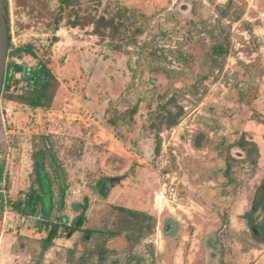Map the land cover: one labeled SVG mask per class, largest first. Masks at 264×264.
Returning <instances> with one entry per match:
<instances>
[{
  "label": "rangeland",
  "instance_id": "1",
  "mask_svg": "<svg viewBox=\"0 0 264 264\" xmlns=\"http://www.w3.org/2000/svg\"><path fill=\"white\" fill-rule=\"evenodd\" d=\"M57 8V0H9L8 54L15 56L8 61L34 68L32 56L16 55L32 47L53 61L59 88L50 111L33 112L2 94L3 107L12 106L15 116L0 113V160L8 165V201L15 203L34 172V136H51L65 190V209H54L53 217L66 221L30 217L8 205L0 221V253L12 252L20 236L48 239L55 226L58 235L44 264H73L70 252L79 259L103 243L91 231L113 229V209L124 207L155 216L158 225L134 249L124 236L108 241L107 264H219L224 251L237 248L221 230L228 226L230 234L237 202L243 200L247 213L264 225V0H84L78 15H62L56 30ZM118 23L124 27L115 30ZM220 43L230 50L216 68L212 53ZM179 50L187 64L174 55ZM139 100L127 122L126 112ZM163 107L173 115L183 110L176 126L162 119ZM242 137L260 140L250 158L257 166L245 162ZM165 140L176 146L166 152ZM168 175L177 176L183 198L177 213L161 203ZM54 193L58 206V186ZM171 220L178 223L180 244L169 262L164 225ZM250 225L247 243L264 241ZM208 233H220L219 261L211 262L207 253ZM31 245L29 250L38 246ZM13 255L21 264L32 261L31 253ZM239 263L254 264L248 258Z\"/></svg>",
  "mask_w": 264,
  "mask_h": 264
},
{
  "label": "trees",
  "instance_id": "2",
  "mask_svg": "<svg viewBox=\"0 0 264 264\" xmlns=\"http://www.w3.org/2000/svg\"><path fill=\"white\" fill-rule=\"evenodd\" d=\"M84 0H57L58 12L61 15L59 19L55 22L56 30L59 29L65 12L70 14H77V8L83 4ZM4 12L5 19L8 27V38H9V49L11 47V24L9 19V0H1ZM102 0H100V4ZM233 5L230 3L226 8L220 11L221 17L224 18L229 14V8ZM240 17V15H238ZM103 24L111 25L105 17L100 19ZM70 26H78L79 21H71ZM115 25V30H118L121 27H124L123 23L112 24ZM230 47H227L223 44H217L213 47V61L215 62V67H220L224 62L226 57L229 55ZM18 55H28L32 56L36 60V65L34 68H30V75L27 77L28 86L25 87L21 94L10 93V78L9 75L12 72V66L10 65L7 70L6 78L4 80V85L2 93H4L9 99H14L19 104H22L29 108L33 112H38L40 110L50 111L53 108L57 91L59 88V81L56 78L52 65L53 61L51 59H44L37 56V53L32 47H24L18 50ZM166 51H162V56H165ZM10 55L14 56V53ZM158 55V51L155 52V56ZM174 55L177 57L179 62H184L187 64L186 53L179 50L174 52ZM161 56V55H160ZM216 58H219V62L216 61ZM219 63V64H218ZM19 67H16V72L20 71ZM207 78V77H205ZM140 100L137 104L126 112V117H129L127 122L133 120V116L137 114ZM166 114L162 115V119L166 120V123L169 127L176 126L182 116L183 110L173 115L172 111L168 110L167 107H163ZM116 124V122H112ZM34 172L29 178L28 181V190L25 192L24 196L15 201V203L8 201L6 195L3 193L4 189H7L9 184L5 176V162L0 160V221L2 216L5 213L7 205H11L14 211L22 213L30 217H39L41 219L53 220L57 219L65 223V217H53L54 209L57 212H61L65 209V200H64V188L61 187L62 176L60 173V163L56 156L55 145L52 141V137L48 135H38L34 136ZM238 146L241 149H247L245 154V162L251 161L252 164L258 165V161L251 160L252 154L258 152L259 145L254 141H248L242 137L238 143ZM160 150V142L158 144L157 151ZM1 153V148H0ZM6 181V184L4 182ZM58 186L61 190V201H58V206L55 203V193L54 188ZM229 194V193H228ZM60 195V196H61ZM231 195V193H230ZM224 196H227L225 193ZM229 197L226 199L229 203ZM262 207H264V199ZM114 217L115 221L113 222V229H98L91 231V236L97 235L103 240V243L98 244L94 250L86 251L82 257L75 259V253L70 252V260L73 264H88L90 260L92 264H107L109 256L106 249V243L110 240L119 239L121 236H124L126 240L132 244V248L137 247L143 240L151 236L157 228L158 218L148 213H143L135 210H130L124 207H114ZM264 211V210H263ZM254 213V212H253ZM253 213H247L245 219L252 225L255 229L260 231L264 235V225L259 223L253 218ZM178 223L175 220L169 221L164 225V233L167 237L169 248L166 251V258L170 262L180 244V234L177 231L176 227ZM228 226H224L221 230L224 232L227 239H231L229 230L227 231ZM226 230V231H225ZM58 235V230L55 228L51 231V235L48 239L42 240H33L26 236H20L18 244L13 249V254H32V261L25 264H44V258L46 253L51 249L54 244V240ZM220 235V233H219ZM71 236V235H70ZM246 236V237H245ZM244 237L247 238L248 233ZM244 239L245 251H249L253 245L247 243ZM255 241L263 244L264 241L261 239L255 238ZM31 243L37 244V248L29 250ZM114 264H119V261H116Z\"/></svg>",
  "mask_w": 264,
  "mask_h": 264
},
{
  "label": "crops",
  "instance_id": "3",
  "mask_svg": "<svg viewBox=\"0 0 264 264\" xmlns=\"http://www.w3.org/2000/svg\"><path fill=\"white\" fill-rule=\"evenodd\" d=\"M256 128V127H255ZM257 144L260 145V140H255ZM226 199V198H225ZM263 198L260 202V208L264 209L262 207L263 204ZM223 203H228V201L224 200ZM242 208V209H241ZM236 210V211H235ZM247 214V211L245 209V202L243 200L237 202V204L232 208V212L230 213V235H231V241H234L237 245V248L234 249H227L223 252V255L220 258L219 264H240L239 259L248 258V260H253L254 264H264V246L261 243H258L255 241L254 245L251 247L249 251H245V244L242 238L246 235L247 229V220L245 219V215ZM217 233H208V237L206 239V247H207V253H209V257L211 258V262L213 260L219 261L218 251L220 250V245L218 243V237L219 234ZM246 237V236H245ZM248 237V236H247ZM222 247V246H221ZM222 250V249H221ZM20 257L13 255L11 251L4 250L0 253V264H21ZM247 260V259H245ZM235 262V263H232ZM249 262V261H248Z\"/></svg>",
  "mask_w": 264,
  "mask_h": 264
},
{
  "label": "built area",
  "instance_id": "4",
  "mask_svg": "<svg viewBox=\"0 0 264 264\" xmlns=\"http://www.w3.org/2000/svg\"><path fill=\"white\" fill-rule=\"evenodd\" d=\"M10 57L11 56L8 54L7 66H6V71H5V78H6L8 67L11 65L12 66V72L9 75V78H10L9 83H10V86H11L10 87V93L21 94L23 89L28 86L27 77L31 73L30 72V68L25 67L23 65V63L19 59H16V60L14 59V61L12 63H10V61H8ZM16 67H19L21 70L16 72ZM2 94H4V93H2ZM3 106L4 105L2 103V95H1V99H0V113L4 117L6 116L8 119H12L15 116V111L13 110L12 106H7V107H3ZM177 134H178L177 129L172 131V135H173V137H172L173 139L172 140H174V142L179 141V136H177ZM175 136H177V138H175ZM164 144H165L164 147H165L166 152H167L168 148L172 147V145L174 147L176 146V143L173 144L172 142H168V144H167L166 140H165ZM172 153L174 155L177 154L176 151H173ZM7 167H8V165H7V163H5V176H6V179H7L8 175H9ZM167 180H168V183L165 184V186L163 188V192L161 194V196H162L161 197V203H162L164 208H168V209L171 210V212L177 213V211H182L183 210L182 209L183 198L181 197L180 187H179V183H178V178H177L176 175H174V176L168 175L167 176ZM6 181L4 183H6ZM6 191H7V189H4L3 193L6 195V198H7ZM6 203L8 204V198H7V202ZM191 207L194 208L193 205H191ZM161 234L162 233H161V231L159 229V233L157 235V238H158L157 239V244L158 245H160V244L162 245L163 244L162 235Z\"/></svg>",
  "mask_w": 264,
  "mask_h": 264
},
{
  "label": "water",
  "instance_id": "5",
  "mask_svg": "<svg viewBox=\"0 0 264 264\" xmlns=\"http://www.w3.org/2000/svg\"><path fill=\"white\" fill-rule=\"evenodd\" d=\"M9 53V38L8 27L5 19V12L0 0V99L2 95V89L5 79V71L7 66V58ZM19 53L17 52L16 55ZM251 231L255 234H259L254 225H250Z\"/></svg>",
  "mask_w": 264,
  "mask_h": 264
}]
</instances>
